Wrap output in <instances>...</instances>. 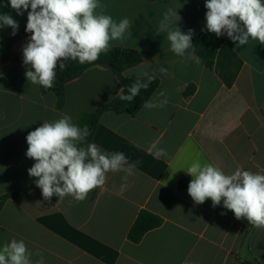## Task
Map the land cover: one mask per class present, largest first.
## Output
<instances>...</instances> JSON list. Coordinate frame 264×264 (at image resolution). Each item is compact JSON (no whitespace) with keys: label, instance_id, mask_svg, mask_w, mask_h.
<instances>
[{"label":"crops","instance_id":"0c3cea01","mask_svg":"<svg viewBox=\"0 0 264 264\" xmlns=\"http://www.w3.org/2000/svg\"><path fill=\"white\" fill-rule=\"evenodd\" d=\"M205 2L100 0L117 22L125 17L132 21L131 36L113 41L111 48L151 56L126 69L124 76H156L158 86L147 101L156 97L167 104L143 105L135 116L119 110L99 115L90 143L109 155L121 151L136 163L122 194L125 173L110 172L104 189L81 202L70 196L44 200L38 190L7 199L0 210V247L13 238L23 240L33 264L41 259L37 251L43 264H264V229L235 219L223 202L215 208L211 200L196 205L187 192L192 178L185 172L196 159L214 163L226 174L237 167L264 174V45L250 39L238 47L224 34L208 69L201 60L197 64L176 56L166 33L157 34L163 13L178 8L182 32L210 35ZM4 13L18 21L17 33L26 27L27 12L17 15L8 0H0ZM0 33L13 36L10 27ZM30 35L10 46L9 60L0 59V197L37 179L28 175L35 163L26 157L29 132L64 114L79 126L80 114L97 111L122 89L112 71L93 66L65 84L64 105L56 108L55 94H42L25 77L22 50ZM190 87L192 93L185 95ZM156 141L167 151L162 159L147 152ZM182 182L186 185L180 188ZM142 210L160 217L162 224L132 243L127 233Z\"/></svg>","mask_w":264,"mask_h":264},{"label":"clouds","instance_id":"9594fccd","mask_svg":"<svg viewBox=\"0 0 264 264\" xmlns=\"http://www.w3.org/2000/svg\"><path fill=\"white\" fill-rule=\"evenodd\" d=\"M17 15L27 12L25 31L30 38L23 46V64L27 81L45 89L54 87L57 66L63 71L66 61L78 60L80 64H92L106 54L113 41H123L131 36L132 21L122 18L117 22L106 14L100 0H8ZM206 29L217 37L224 34L237 46H245L249 40L264 45V0H206ZM30 9V10H29ZM178 9V8H177ZM177 9L169 8L163 13L158 33H166L170 50L182 59H194L192 37L194 30L182 32L178 25L181 17ZM99 10V11H98ZM10 27L16 35L19 23L10 14H0V29ZM187 53V55H186ZM166 73V68H161ZM144 75H147L145 73ZM148 83L137 78L118 94L121 101L133 102ZM164 95L163 92L160 93ZM167 99L156 97L144 103L152 109L163 107ZM90 136L87 126L81 128L64 114L54 121H44L41 126L28 133L26 157L35 161L28 169L44 200L54 195L59 200L72 197L76 202L84 201L97 188L104 189L107 174L123 172L121 194L127 187L129 176L135 175L136 163L130 162L123 152L109 155L95 143L85 144ZM158 141L147 149L155 159L167 156V151L158 147ZM139 147V145H137ZM190 176L188 195L196 205L211 200L215 208L223 207L234 214L235 219H246L257 229H264V174L237 167L226 174L218 165L194 160L185 172ZM224 213H222L223 215ZM37 264H43V254ZM32 253L23 240L11 239L0 247V264H33Z\"/></svg>","mask_w":264,"mask_h":264},{"label":"trees","instance_id":"16d2710c","mask_svg":"<svg viewBox=\"0 0 264 264\" xmlns=\"http://www.w3.org/2000/svg\"><path fill=\"white\" fill-rule=\"evenodd\" d=\"M26 28V27H25ZM25 28L21 29L16 35L12 37H4L0 33V59L1 61H7L10 59V46L27 35L28 33L25 31ZM193 48L189 49L194 52V54L199 57L204 66L208 69H211L213 66L214 58L218 48L222 43V38L217 37L214 33H211L208 36L197 35L192 37ZM150 54L135 50L128 49L123 47H113L106 54H101L100 59L92 64H80L78 60L69 59L66 61V66L63 71L59 70V66H57V78L54 83V87L51 89H45L39 86L40 92L42 94H46L48 92H52L56 96L55 106L60 109L63 107L65 102V89L64 86L67 82L78 77L84 70L93 67V66H101L109 69L112 73L115 74L118 81L120 82L124 94H128V87L135 82V79H130L124 76V71L129 69L139 63H142L149 59ZM152 77L151 82L147 89H141L140 94L136 96L133 102L129 103L127 101H121L119 95L114 98L111 102L102 105L97 111L93 113H83L78 116V124L81 128L87 126L90 131V136L87 138L85 144L80 146H85L87 143H90L95 128L98 123V117L102 112L105 111H123L130 116H135L144 103L151 97L154 90L158 86V78L154 75H149L143 78H139L141 83H148V78ZM193 88L190 87L185 90L184 94L189 95L192 93ZM186 183L182 182L180 184L181 187H185ZM30 190H38L40 193L41 190L36 187V184L20 190L18 192L7 194L0 197V210L4 205L7 199L16 198ZM59 199L58 196H53L50 200L56 202ZM162 224V219L148 211L142 210L140 211L131 228L127 233V239L132 243H138L143 235L149 230L155 229Z\"/></svg>","mask_w":264,"mask_h":264}]
</instances>
